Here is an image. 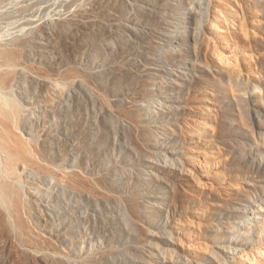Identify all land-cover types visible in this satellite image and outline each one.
Segmentation results:
<instances>
[{
	"label": "rangeland",
	"instance_id": "1",
	"mask_svg": "<svg viewBox=\"0 0 264 264\" xmlns=\"http://www.w3.org/2000/svg\"><path fill=\"white\" fill-rule=\"evenodd\" d=\"M0 98V264H264V0H0Z\"/></svg>",
	"mask_w": 264,
	"mask_h": 264
},
{
	"label": "bare ground",
	"instance_id": "2",
	"mask_svg": "<svg viewBox=\"0 0 264 264\" xmlns=\"http://www.w3.org/2000/svg\"><path fill=\"white\" fill-rule=\"evenodd\" d=\"M18 31V30H17ZM13 106H15V105H13ZM13 106L11 105V101H9V100H6V99H3V98H0V113H1V115L2 116H4V117H6L7 119H9V120H12L13 119V116H14V114H16V113H14L13 114V110H12V108H13ZM12 107V108H11ZM15 109V108H14ZM17 109V108H16ZM17 111V110H16ZM17 115V114H16ZM5 169V168H4ZM5 170H7L6 172L7 173H10V174H7L6 176H9V175H11L12 174V170L11 171H9L7 168L5 169ZM13 176V175H12ZM11 177V176H10ZM9 178V177H8ZM10 179V178H9Z\"/></svg>",
	"mask_w": 264,
	"mask_h": 264
}]
</instances>
